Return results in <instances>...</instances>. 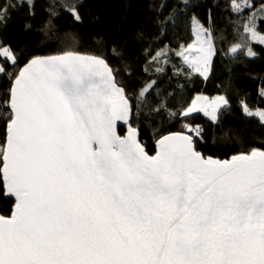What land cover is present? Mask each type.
Returning <instances> with one entry per match:
<instances>
[{"label":"snow or ice","instance_id":"snow-or-ice-1","mask_svg":"<svg viewBox=\"0 0 264 264\" xmlns=\"http://www.w3.org/2000/svg\"><path fill=\"white\" fill-rule=\"evenodd\" d=\"M141 2L146 18L126 33L122 16L109 36L99 14L82 11L86 0H0V80L7 83L0 94V200L13 203L10 215H0V264H264V137L230 159L206 156L201 124L167 134L154 124L165 113L188 120L202 113L220 125L232 111L227 91L197 93L170 111L152 98L159 96L156 80L132 93L133 105L123 79L134 70L133 44L157 74L170 64L181 90L207 82L217 55L230 63L258 58L264 0H231V43L217 35L215 3ZM38 3L45 20L37 31L48 35L61 15L71 25L55 33L63 51L28 58L23 40L14 46L4 33L16 20L21 34L32 32ZM131 3L125 0L126 10ZM89 25L99 26L89 36L98 54L78 51L76 30ZM259 96L264 100V88ZM239 108L264 129V107L240 97ZM145 127L154 154L140 140ZM230 131L229 140L238 136Z\"/></svg>","mask_w":264,"mask_h":264},{"label":"trees","instance_id":"trees-1","mask_svg":"<svg viewBox=\"0 0 264 264\" xmlns=\"http://www.w3.org/2000/svg\"><path fill=\"white\" fill-rule=\"evenodd\" d=\"M215 3L217 7L213 8V17L216 23L217 35L222 32L229 36L228 43L234 42L232 33L233 21L229 18L231 0H208ZM256 4L262 0H255ZM143 4L141 0H132L130 10L125 8V0H86L84 12L99 14L100 22L104 25L105 31L109 36L115 31L116 26L120 24L121 17L127 18L124 25L126 33L132 32L139 21L146 18V11H141ZM15 17V13L13 14ZM201 21L206 23V11L201 9L198 12ZM87 19V17H86ZM45 20L41 4H37V15L33 20V31L28 34L19 32V20L9 24L7 31L4 33L5 38L16 46L17 41L22 39L27 45L25 52L30 58L32 55L48 56L56 55L64 50V46L57 41L56 32L61 34L70 30L71 18L66 15L57 17L54 21L56 28L48 35L37 31ZM76 31L82 37L78 51L81 53L98 54V50L91 44L89 36L91 33L98 32V25H89L87 28H80ZM183 38L190 42V37L182 33ZM218 47L227 48L228 44L223 41L217 42ZM255 50L260 53L259 57L248 63H230L222 59V55L214 58V70L207 82L197 81L195 87H187L181 90L177 87L178 81L172 75V66H166L165 72L157 74L154 67H149L148 60L143 48L135 44L130 46L131 59L134 63V70L131 75L123 74L124 81L128 84V93L132 97V104L136 103L132 93L137 91L141 85L151 80H156L159 85V96L154 91L152 98H158L167 104L170 111L177 110L181 105H187L197 93H202L208 97H214L218 94H224L227 91L229 99L232 101V111L223 118L222 124L212 126L211 122L201 113L192 114L194 119L188 120L177 116L169 119L167 114L160 121L155 122L154 127L158 128L162 134L168 132L183 131L184 123L201 124L205 128V138L200 146V151L206 156H212L219 159H230L232 155L240 152L245 148V142L248 144L259 145L261 138L264 137V129L257 126L254 118H244L239 108V98L246 99L252 107H264V100L259 96L261 88H264V48L255 46ZM175 59V57H173ZM243 59V58H242ZM26 59H21L20 66L26 63ZM113 67H119L113 60L110 61ZM148 68V71H145ZM231 69V71L229 70ZM231 79V87L228 82ZM180 84L186 83L183 80ZM7 87L5 80H0V94ZM174 93L169 96L168 93ZM230 131L231 134H238L229 140L225 133ZM124 126H120V132L123 134ZM242 138V139H241ZM140 140L146 145V151L149 154L155 153V142L152 131L149 128H142ZM3 142V125L0 124V143ZM13 203L11 200H0V215L8 216L11 214Z\"/></svg>","mask_w":264,"mask_h":264},{"label":"water","instance_id":"water-1","mask_svg":"<svg viewBox=\"0 0 264 264\" xmlns=\"http://www.w3.org/2000/svg\"><path fill=\"white\" fill-rule=\"evenodd\" d=\"M22 67V66H21ZM118 124H120V126H122V123L121 122H118Z\"/></svg>","mask_w":264,"mask_h":264},{"label":"rangeland","instance_id":"rangeland-1","mask_svg":"<svg viewBox=\"0 0 264 264\" xmlns=\"http://www.w3.org/2000/svg\"><path fill=\"white\" fill-rule=\"evenodd\" d=\"M202 114V113H201ZM205 118H207V117H205ZM208 119V118H207Z\"/></svg>","mask_w":264,"mask_h":264}]
</instances>
